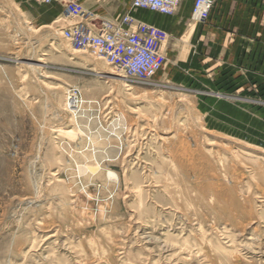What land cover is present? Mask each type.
Here are the masks:
<instances>
[{
    "label": "rangeland",
    "instance_id": "rangeland-1",
    "mask_svg": "<svg viewBox=\"0 0 264 264\" xmlns=\"http://www.w3.org/2000/svg\"><path fill=\"white\" fill-rule=\"evenodd\" d=\"M61 5L0 0V264H264V77L197 67L182 17L164 65L124 78L63 38L83 19Z\"/></svg>",
    "mask_w": 264,
    "mask_h": 264
},
{
    "label": "built area",
    "instance_id": "built-area-1",
    "mask_svg": "<svg viewBox=\"0 0 264 264\" xmlns=\"http://www.w3.org/2000/svg\"><path fill=\"white\" fill-rule=\"evenodd\" d=\"M39 3H62L64 12L83 20L62 30V35L76 49H95L97 55L119 71L124 78L144 80L165 61V30L135 20L129 13L118 20L93 23L91 14L74 0H35ZM183 0H131V9H149L162 14H175ZM216 0H192L190 21L206 22ZM87 21V22H86Z\"/></svg>",
    "mask_w": 264,
    "mask_h": 264
},
{
    "label": "crops",
    "instance_id": "crops-1",
    "mask_svg": "<svg viewBox=\"0 0 264 264\" xmlns=\"http://www.w3.org/2000/svg\"><path fill=\"white\" fill-rule=\"evenodd\" d=\"M186 3L189 9L185 13L180 10L167 15L139 8L135 15L165 31L177 30L183 24L182 17L190 20L192 0H183L181 5ZM199 26L197 67L209 70L217 63L240 73V78L264 77V0H216L206 22ZM166 43L167 39L163 44L165 58L169 52ZM194 64L192 61V67Z\"/></svg>",
    "mask_w": 264,
    "mask_h": 264
}]
</instances>
